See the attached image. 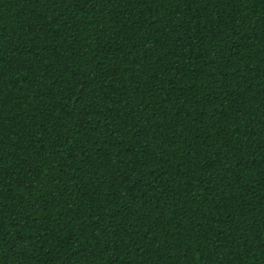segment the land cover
Instances as JSON below:
<instances>
[{
  "label": "trees",
  "instance_id": "trees-1",
  "mask_svg": "<svg viewBox=\"0 0 264 264\" xmlns=\"http://www.w3.org/2000/svg\"><path fill=\"white\" fill-rule=\"evenodd\" d=\"M0 264H264V0H0Z\"/></svg>",
  "mask_w": 264,
  "mask_h": 264
}]
</instances>
